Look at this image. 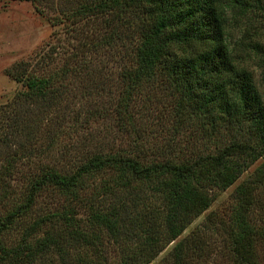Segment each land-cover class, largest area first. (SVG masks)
Returning a JSON list of instances; mask_svg holds the SVG:
<instances>
[{"label": "trees", "instance_id": "obj_1", "mask_svg": "<svg viewBox=\"0 0 264 264\" xmlns=\"http://www.w3.org/2000/svg\"><path fill=\"white\" fill-rule=\"evenodd\" d=\"M251 15L264 19V0L80 1L75 17L96 18L112 28L102 42L82 45V56L112 49L116 39L123 40L122 27L135 42L132 64L121 75L123 102L117 105L120 127L135 143L129 152L76 161L74 169L41 166L12 188L22 161L35 156L42 137L55 138L54 128H46L55 104L50 80H29L19 98L24 104L0 107V264H44L52 257L55 264H151L171 245L166 264H197L204 238L177 240L209 210L214 190H228L262 160L235 189L237 208L227 236L232 264H261L250 214L264 195V94L237 56H261L264 68V46L246 42L247 30L240 41L232 40L230 31L232 22L241 26ZM22 78L15 75L16 82ZM145 85L167 91L173 135L192 128L207 141H220L214 151L183 159L175 142L154 153L143 151L148 130L134 126L129 112L132 96ZM104 176L97 195L88 183ZM43 191L62 201L39 213ZM84 203L89 207L82 220L74 207ZM24 220L29 221L19 241L5 244V235ZM78 244L84 255H75Z\"/></svg>", "mask_w": 264, "mask_h": 264}, {"label": "rangeland", "instance_id": "obj_2", "mask_svg": "<svg viewBox=\"0 0 264 264\" xmlns=\"http://www.w3.org/2000/svg\"><path fill=\"white\" fill-rule=\"evenodd\" d=\"M80 1L84 0H0V107L14 110L24 104L19 100L20 95L27 93L28 81L34 78L50 80L51 91L55 92L52 93L55 104L51 106L46 121L47 130L54 128L52 134L55 138L42 137L34 148L35 156L22 161L20 174L12 179V188L13 185L17 187V182L24 183L22 179L25 174L35 173L43 168L41 166L61 171L74 169L77 167L76 161L80 163L94 155L115 154L124 149L129 152L135 143V136H129L121 129L120 114H117V105L123 102L125 92L121 76L123 67L132 64L130 53L135 42L128 41L126 37L129 31L122 27L118 31H121V35L124 33L123 40L116 39L112 49H102L96 52L97 55L92 51L85 52L82 56V45L102 42L101 38L109 36L112 28H107L96 18L80 20L75 17ZM251 16V19H244L241 26L237 22L231 23L232 40L240 41L247 30L249 36L247 40L244 38L246 42L264 46V19ZM237 57L252 73L255 85L264 94L262 57L252 54L248 57V54L242 53ZM89 61L93 63L89 65ZM15 75L22 76V82H16ZM156 84L159 85L155 83L154 86ZM154 86L145 85L142 92L132 96L133 109L129 112L134 126L144 127L146 132L148 130L144 138V134H141L143 151L154 153L158 149L170 148L175 142L176 151L183 159L213 152L219 140L207 141L192 128L175 135L169 131L168 128H172L173 103L167 91H162L164 87ZM146 100L151 103L147 104ZM262 163L260 160L252 165L228 190H214V201L209 210L177 240H193V236L204 238L206 243L203 246L206 247L201 252L203 260L199 259L197 264H232L227 236L237 208L235 189L251 177ZM103 180H107V177H96L88 184L96 189ZM98 192L99 188L96 189L97 195ZM260 198L262 202L250 214V221L260 237L256 250L261 264H264V195ZM61 201V197L54 192L43 191L39 195L36 211L45 213L57 207ZM88 207V203L74 207L82 220L87 216ZM28 221L24 220L16 229L12 228L3 242L16 244ZM173 246H169L151 264H166ZM85 251L82 244L74 249L75 255L78 252L84 255ZM55 261L54 257L48 258L44 264H55Z\"/></svg>", "mask_w": 264, "mask_h": 264}]
</instances>
